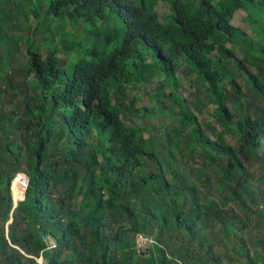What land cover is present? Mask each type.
<instances>
[{
	"label": "trees",
	"instance_id": "obj_1",
	"mask_svg": "<svg viewBox=\"0 0 264 264\" xmlns=\"http://www.w3.org/2000/svg\"><path fill=\"white\" fill-rule=\"evenodd\" d=\"M213 1L167 0L160 18L156 0H0V264H220L201 224L228 231L224 200L251 188L222 140L264 158V115L234 121L224 104L243 96L242 60L264 59V0ZM234 8L254 37L231 23ZM178 72L208 92L214 124L189 112ZM137 74L168 88L143 108L158 124L127 93ZM242 208L247 224L264 220V207ZM233 233L232 253L257 264L264 238L246 247ZM138 238L154 244L140 250Z\"/></svg>",
	"mask_w": 264,
	"mask_h": 264
},
{
	"label": "rangeland",
	"instance_id": "obj_2",
	"mask_svg": "<svg viewBox=\"0 0 264 264\" xmlns=\"http://www.w3.org/2000/svg\"><path fill=\"white\" fill-rule=\"evenodd\" d=\"M218 0H214L213 3L216 4ZM156 11L160 18H163L165 15L169 14L168 4L164 1L156 0ZM260 12V11H259ZM246 13L241 10L240 8H234L233 16L231 19V23L234 26L240 27L247 31V33L254 37L256 29L250 28L248 24L245 22ZM161 20V19H160ZM10 25L5 26L8 29ZM12 30V29H9ZM16 34V31H13ZM40 37L39 39H41ZM38 39V38H37ZM261 45L264 46V39H261ZM227 46H230L228 44ZM237 57L235 60H242L247 54V50L242 47L241 45L236 47ZM264 54V52H263ZM63 56V54H60ZM245 72H252L259 77L261 84L264 86V59L257 58L252 60L250 63L247 60H242V64L240 66L239 75L237 74L238 81L242 86V95H238L231 91L232 96L227 98L228 100L224 103L229 110L233 113L234 121H238L240 116L246 111L249 112L254 118L264 115V90H255L247 81V77ZM182 73L178 72V75L181 77V82L175 86V91L181 95L183 98L186 99V105L189 109V112L196 115L201 125H212L214 124V113H215V105L213 104L212 100L208 96V92L200 89V93H197L189 83V76L185 74L181 75ZM249 78V75H248ZM144 78L142 75L137 74V82L135 87L132 89L129 86L127 91L128 95L130 94L132 97L137 96L136 100L134 101L133 105L137 108L140 113L139 115L142 116L140 119L145 117L143 112V108L149 102V91L154 92L153 95H158L162 98V93L167 94L168 88H164L161 91L155 89L156 86V79L152 80L151 82H144ZM171 103L167 100V109L170 110ZM175 106L176 113L178 112V108ZM166 109V110H167ZM165 110V111H166ZM159 116H156L158 118ZM151 116H146L144 122H151L154 124H158V119ZM127 123H131L132 121H136L137 118L131 114H127V119H125ZM177 125V124H176ZM204 130L206 135H210V131L204 129V126H201ZM144 138H147V134H143ZM214 137V136H213ZM223 145H230L237 155L244 161L246 171L241 175L240 179L243 180L246 178V173H249L250 177L248 180L251 181V188L246 195H241L242 200L239 203L242 207L248 206L250 211L256 212L257 209H263L264 207V183H258V178L264 175V158L255 159L251 158V156L247 152V148L244 147L242 144L238 143V140L232 136H226L222 140ZM190 164L192 161H189ZM195 163V162H194ZM195 166H198L195 163ZM12 194V192H11ZM225 198H223L224 200ZM250 199H254L255 204L249 202ZM13 200V196H12ZM226 201V206L223 208L226 210L223 214L229 217V229L233 231L234 235L237 237L236 240H242L246 247H249V243L254 241L258 238H264V220H260L258 216H254L250 218V224L245 222V218L243 217L244 209L236 203H233L229 198ZM218 203H221L219 199H217ZM213 221L209 220L208 222H204L201 224L203 233V240L204 238L207 239L205 241L206 245L210 244L215 246L214 251L216 252L217 256L220 257V264H247L244 259H239L235 254L232 253L233 246L238 247L239 245L235 243L233 237L225 238L224 234L229 233L230 231H222L219 227H213ZM244 224V225H243ZM247 225V226H246ZM149 241V242H148ZM151 241H145L143 247H149L151 245ZM50 244H52L50 242ZM262 250L257 256V264H264V245ZM254 259V258H253ZM255 261V259H254Z\"/></svg>",
	"mask_w": 264,
	"mask_h": 264
},
{
	"label": "clouds",
	"instance_id": "obj_3",
	"mask_svg": "<svg viewBox=\"0 0 264 264\" xmlns=\"http://www.w3.org/2000/svg\"><path fill=\"white\" fill-rule=\"evenodd\" d=\"M158 1H164V2H166L167 0H158ZM167 3V2H166ZM156 7V6H155ZM169 13H170V11H169ZM19 174H22V173H19ZM23 175H25V174H23ZM26 176V175H25ZM16 177V176H15ZM26 178H27V183H26V188H27V185H28V177L26 176ZM14 180V179H13ZM13 182V181H12ZM11 187H12V183H11ZM11 192H12V190H11ZM18 202H22L21 200H19V201H17V204H18ZM13 204H14V200H13ZM143 241V242H142ZM145 241H147V239H142V238H138L137 239V245H138V248L140 249V250H144V249H146V248H149V247H143V245H144V243H145ZM149 242V241H148ZM152 242V241H151ZM154 243L152 242L151 243V245H153ZM50 249H52L51 247H50ZM54 249V248H53ZM39 262H41V264H42V260H38L37 261V263L39 264Z\"/></svg>",
	"mask_w": 264,
	"mask_h": 264
},
{
	"label": "water",
	"instance_id": "obj_4",
	"mask_svg": "<svg viewBox=\"0 0 264 264\" xmlns=\"http://www.w3.org/2000/svg\"><path fill=\"white\" fill-rule=\"evenodd\" d=\"M22 190L23 192L20 194L21 201L24 200V194H25L26 187L22 188ZM16 206H17V202H14V208H16Z\"/></svg>",
	"mask_w": 264,
	"mask_h": 264
},
{
	"label": "built area",
	"instance_id": "obj_5",
	"mask_svg": "<svg viewBox=\"0 0 264 264\" xmlns=\"http://www.w3.org/2000/svg\"><path fill=\"white\" fill-rule=\"evenodd\" d=\"M143 242V241H142ZM52 249L54 248V247H51ZM39 264H41V262H39Z\"/></svg>",
	"mask_w": 264,
	"mask_h": 264
}]
</instances>
